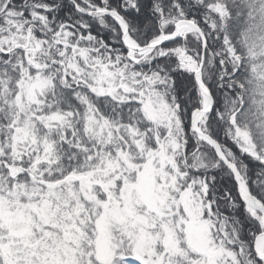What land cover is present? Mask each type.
<instances>
[{
  "label": "snow or ice",
  "instance_id": "obj_1",
  "mask_svg": "<svg viewBox=\"0 0 264 264\" xmlns=\"http://www.w3.org/2000/svg\"><path fill=\"white\" fill-rule=\"evenodd\" d=\"M0 264H264V0H0Z\"/></svg>",
  "mask_w": 264,
  "mask_h": 264
}]
</instances>
